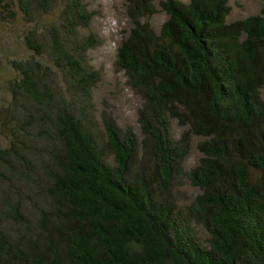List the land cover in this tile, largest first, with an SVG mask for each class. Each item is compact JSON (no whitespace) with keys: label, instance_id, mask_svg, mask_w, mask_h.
<instances>
[{"label":"trees","instance_id":"obj_1","mask_svg":"<svg viewBox=\"0 0 264 264\" xmlns=\"http://www.w3.org/2000/svg\"><path fill=\"white\" fill-rule=\"evenodd\" d=\"M259 1L229 20L230 0H124L115 69L142 101L136 129L99 115L86 0H0L29 52L0 104V264H264Z\"/></svg>","mask_w":264,"mask_h":264},{"label":"rangeland","instance_id":"obj_2","mask_svg":"<svg viewBox=\"0 0 264 264\" xmlns=\"http://www.w3.org/2000/svg\"><path fill=\"white\" fill-rule=\"evenodd\" d=\"M160 1L157 0L158 3ZM86 2L93 14L91 29L102 41V44L90 53L92 63L99 69L102 78L95 89V102L99 115L106 111L116 117L120 124H130L137 129L138 109L142 101L127 85L124 73L115 69L117 48L133 25L127 16L126 4L124 0H86ZM229 5L231 7L229 20L257 14L261 7L259 0H230ZM167 17V13L161 10L152 16L150 21L158 29ZM21 29L20 24L13 29L0 27V104L5 103L9 98L8 81L14 76L12 60L29 55L19 37ZM172 126L177 135L183 130L177 121H173ZM200 139L193 138L186 160L187 167H192L199 161L201 154L197 142ZM184 190L187 195L198 192V189L188 182L185 183Z\"/></svg>","mask_w":264,"mask_h":264}]
</instances>
